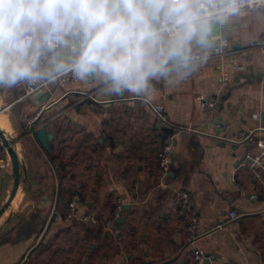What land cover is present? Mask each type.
<instances>
[{
  "label": "crops",
  "instance_id": "1",
  "mask_svg": "<svg viewBox=\"0 0 264 264\" xmlns=\"http://www.w3.org/2000/svg\"><path fill=\"white\" fill-rule=\"evenodd\" d=\"M216 21L217 33L207 24V43L195 51L225 40L222 57L172 72L148 97L107 95L75 80L30 94L0 90L20 160L18 190L0 217V264H264V198L250 197L264 182L250 167L264 139V13ZM197 94L214 95L218 106L201 108ZM150 103L191 128L176 133L167 176L157 159L169 128ZM42 127L53 134L55 156L33 134ZM248 130L250 140H238ZM10 163L0 142V207L13 184ZM183 190L190 203L175 209ZM75 193L82 202L68 216ZM118 200L122 219L108 230ZM230 210L239 216L231 219ZM194 214L202 235L193 239L187 226ZM20 220L44 226L17 234Z\"/></svg>",
  "mask_w": 264,
  "mask_h": 264
},
{
  "label": "clouds",
  "instance_id": "2",
  "mask_svg": "<svg viewBox=\"0 0 264 264\" xmlns=\"http://www.w3.org/2000/svg\"><path fill=\"white\" fill-rule=\"evenodd\" d=\"M200 0H0V90L65 78L148 97L207 43Z\"/></svg>",
  "mask_w": 264,
  "mask_h": 264
},
{
  "label": "built area",
  "instance_id": "3",
  "mask_svg": "<svg viewBox=\"0 0 264 264\" xmlns=\"http://www.w3.org/2000/svg\"><path fill=\"white\" fill-rule=\"evenodd\" d=\"M202 5L204 6L205 13L209 17L207 20L208 22L220 20L224 17L235 15L241 12H248V11H255L261 10L264 13V0H200ZM226 45L225 40L222 43L218 44L214 48H207L200 51H195L196 59L194 62L209 60L213 58H221L222 55L225 53L224 46ZM234 69H241L242 66L240 64H234ZM264 74V72H263ZM186 80L191 79V75L185 77ZM74 81L69 78H65L60 85H65L66 83ZM229 82V73L223 72L221 75V84L223 87H226ZM25 94H30L34 92L31 88H23ZM91 96V95H89ZM198 105L201 108H209L215 109L218 106V100L214 95H207V94H197L195 97ZM153 110L158 114L160 119L163 121L164 124L168 126V133L165 135L162 141L161 148L158 152V165L160 169L161 176H167L170 172L172 165H173V146L175 141L176 133L181 129H191L190 127L178 125L170 120L169 116L165 112V109L162 104H152L150 103ZM254 118H258L259 114L254 113L252 115ZM215 128L219 129L220 124H215ZM253 133V130H248L246 132H242L238 140L240 141H248L250 140V135ZM257 152L250 157V167L254 171L255 177L258 179H262L264 176V139L257 140ZM2 174V169H0V177ZM250 197L252 199H259L264 198V182L262 181L260 187L251 193ZM81 196L77 193L73 194L71 200L69 202L68 208V216H71L78 206L81 203ZM190 203V197L186 190L178 191L175 194L173 207L175 209L180 208L182 206H188ZM122 202L119 200L116 203L113 216L106 222V228L108 230H112L115 225L117 218L121 214L122 211ZM231 219H236L239 214L235 210H230L228 213ZM88 218L94 222L96 218L94 215L89 214ZM199 223L198 218L194 214L190 224L187 226V230L191 238H196V236L202 235L199 233L198 230ZM205 257V252L203 249L199 248L195 252V260L196 262H202L203 258ZM225 264H232V263H225Z\"/></svg>",
  "mask_w": 264,
  "mask_h": 264
},
{
  "label": "water",
  "instance_id": "4",
  "mask_svg": "<svg viewBox=\"0 0 264 264\" xmlns=\"http://www.w3.org/2000/svg\"><path fill=\"white\" fill-rule=\"evenodd\" d=\"M217 21L215 22H210L207 24H210L212 26L213 30L215 33H217ZM218 44H215L213 47L217 46ZM3 108L0 109V113L3 112ZM36 140L39 142V144L42 146V148L46 152H52L54 150V144H53V134L50 132H47L46 128H39L37 130H34L33 132ZM0 141L4 149L7 151L11 165H12V176H13V184L11 187V190L9 191V194L5 200V202L2 204L0 207V217L8 210L10 207V204L12 200L14 199L16 192L18 190L19 184H20V160H19V155L18 151L16 150L15 147V140L8 134L1 126H0ZM122 218H118V222Z\"/></svg>",
  "mask_w": 264,
  "mask_h": 264
},
{
  "label": "trees",
  "instance_id": "5",
  "mask_svg": "<svg viewBox=\"0 0 264 264\" xmlns=\"http://www.w3.org/2000/svg\"><path fill=\"white\" fill-rule=\"evenodd\" d=\"M164 136H162V138H163ZM163 141V140H162ZM162 141H161V144H160V146H159V150H160V148H161V145H162ZM54 151V150H53ZM48 152V154L52 157V156H55L56 155V152ZM159 152V151H158ZM58 154V153H57ZM60 155H62V152L60 151V153H59ZM72 195V194H71ZM71 200V199H70ZM23 221L22 220H20V221H18V222H16L15 224H14V226L15 225H20L21 223H22ZM24 225H20L19 227H18V232H17V234H19V233H23V232H28V233H36V234H38L41 230H42V228H43V226H44V222L43 221H40V220H36L35 222H24L23 223ZM27 233V234H28Z\"/></svg>",
  "mask_w": 264,
  "mask_h": 264
},
{
  "label": "bare ground",
  "instance_id": "6",
  "mask_svg": "<svg viewBox=\"0 0 264 264\" xmlns=\"http://www.w3.org/2000/svg\"><path fill=\"white\" fill-rule=\"evenodd\" d=\"M7 118L6 115L3 114V112L0 113V126L5 130L7 127ZM9 128V127H8Z\"/></svg>",
  "mask_w": 264,
  "mask_h": 264
},
{
  "label": "rangeland",
  "instance_id": "7",
  "mask_svg": "<svg viewBox=\"0 0 264 264\" xmlns=\"http://www.w3.org/2000/svg\"><path fill=\"white\" fill-rule=\"evenodd\" d=\"M1 142V141H0ZM11 164V163H10Z\"/></svg>",
  "mask_w": 264,
  "mask_h": 264
}]
</instances>
